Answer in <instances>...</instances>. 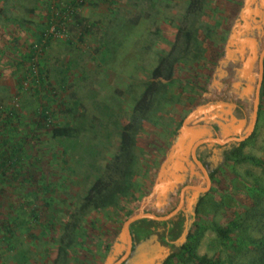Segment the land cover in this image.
<instances>
[{
	"label": "rangeland",
	"instance_id": "1",
	"mask_svg": "<svg viewBox=\"0 0 264 264\" xmlns=\"http://www.w3.org/2000/svg\"><path fill=\"white\" fill-rule=\"evenodd\" d=\"M242 4L0 0V264H108L124 223L157 188L178 132L200 127L202 116L213 118L216 102H228L226 94L212 100L206 94L219 62L226 58L224 49ZM262 48L264 40L259 51ZM248 57L253 59L234 53L235 73L244 70ZM175 58L180 60L171 83L137 125L136 159L127 180L133 195L121 197L113 208L83 212L91 187L114 167L123 128L132 123L152 71L163 59ZM253 65L256 77V59ZM261 93L255 135L245 141L243 153L264 163V80ZM242 108L236 107V116ZM44 110L50 121L43 117ZM11 112L14 116L6 125ZM250 115L236 137L248 131ZM52 125L80 131L72 139H55ZM234 130L223 133L214 127L211 135L231 136ZM204 148L200 157L213 165L215 154ZM215 170L209 192L189 216L188 236L203 232L199 256L247 263L253 242L264 234L262 224L250 217L255 196L264 193V166L222 162ZM193 178H184L176 190L169 182L164 190L160 185L163 194L157 195V206L171 196L169 207L177 206L180 189ZM198 179L203 184L200 175ZM261 198L264 206L263 194ZM233 222L240 227L232 231L231 240H222L212 228ZM152 231L150 236L140 233L143 247L127 264H153L165 249H170L169 257L179 252V247L164 242L160 227ZM169 264L183 263L176 258Z\"/></svg>",
	"mask_w": 264,
	"mask_h": 264
},
{
	"label": "water",
	"instance_id": "2",
	"mask_svg": "<svg viewBox=\"0 0 264 264\" xmlns=\"http://www.w3.org/2000/svg\"><path fill=\"white\" fill-rule=\"evenodd\" d=\"M255 30L259 34H256ZM263 35L264 0H243L242 10L233 22L224 49L226 58L221 59L219 62L209 85V93L206 94L207 99L211 98V100L217 96L222 99L226 94L228 102H216L218 109L214 115H211L213 118L210 119L206 115L202 116L201 121L203 120V123L200 127L196 129L184 127L178 132L162 166L160 177L157 180V188L154 190L151 199L146 201L147 204L143 201L141 207L124 223L120 237L108 256V264H127L138 249L143 247L142 244L136 248V251H133V239L130 232L131 225L141 220L168 222L180 213H184L186 221L182 236L177 242L168 243L179 247L187 241L197 204L200 198L207 194L211 188L212 179L209 173L215 170L219 163L224 162L223 152L226 148L231 149L232 146L247 141L255 131L260 109V89L264 80V48L259 51V43L264 40ZM237 51L240 54L246 53L253 57V59L247 58L246 65H243L245 68L239 74L233 70V62L235 61L233 56ZM254 59L257 60L256 77L252 74V72L254 73L253 66L255 67L253 65ZM255 80H257L256 85L253 84ZM252 95H254V101L251 102ZM243 104L244 106H240ZM236 107H243L240 116H236ZM248 114H251L248 131L243 136L238 135L236 137V134H238L237 129L239 131L242 129V122L245 121ZM214 127H218L220 132L223 133H229V128H233L235 129L232 131L234 135L222 137L220 134H216L212 136ZM203 147L210 153L215 154L212 161L213 165L204 164L199 159ZM186 158L190 162H186ZM198 174L203 179V184L198 181ZM187 177H194L195 181L180 189L177 206L174 208L169 207V204L173 203L171 202L172 199L174 200L172 196L165 202H159L157 206L158 201L155 202V199L158 198V194H163L160 191V185L165 187L166 182H169L171 184L169 188L176 190L177 184L183 182L184 178ZM172 194H175L174 191H172ZM169 208L171 211L167 210ZM159 210L162 212H159ZM190 215L192 216L191 219ZM123 251L124 253H122ZM170 253V249H165L153 261V264H163Z\"/></svg>",
	"mask_w": 264,
	"mask_h": 264
},
{
	"label": "trees",
	"instance_id": "3",
	"mask_svg": "<svg viewBox=\"0 0 264 264\" xmlns=\"http://www.w3.org/2000/svg\"><path fill=\"white\" fill-rule=\"evenodd\" d=\"M77 25H81V23L77 22ZM190 36L191 35L187 34V43L191 41ZM40 38L41 39L39 40L43 41L44 34ZM179 60L180 59L176 58L172 60L163 59L161 65L152 71V82L147 86L142 100L136 107V114L132 120V123L123 128L119 154L116 157L114 167L101 180H98L96 184L91 187L82 206L83 212H86L91 208L94 210L113 208L118 204V201L121 197L133 195L132 188L130 184H128L127 180L129 178V172L131 170L132 164L136 159L133 151L135 146V134L138 130L137 125L147 118V114L150 111L156 97H158V93L163 92V89L167 88L169 83H171L174 76L175 66ZM163 96H166V94H163ZM260 97H262V93L260 94ZM13 114V112L9 114L6 125H10ZM42 114L46 121H50L48 112L46 110H44ZM138 115L139 118L137 117ZM52 126L51 135L55 139H72L78 135L80 131L70 125ZM254 135L255 133L250 139H252ZM246 143L247 142H243L237 146H232L231 149L226 148L223 152L224 163L233 162L240 164L244 162H250L255 165L264 166L262 161L243 153ZM208 153V151L205 153V155L207 154V157ZM199 159L204 163L201 157H199ZM15 160L19 162L20 155L17 154ZM216 173L217 170L211 171L209 173L210 178L213 179ZM262 194L264 195L262 192L255 196L253 202L254 205L250 210V217L251 222L262 224V227L264 228V206L261 204ZM185 221L186 217L184 213H180L168 222L141 220L134 223L130 227V232L133 239V251H136V248L140 247L144 243V240H139L140 233L150 236L154 228L160 227L163 230L162 236L165 239V243L177 242L183 234ZM239 227L240 226L237 222H233L227 228L216 225H214L212 228L222 240H231L232 231L237 230ZM202 236L203 232L193 231V233L188 236L187 242L179 246V252L172 254L164 264H169L176 258L182 261L183 264H226L220 260L211 259L206 256H199L197 254L198 246ZM253 243L255 244L253 255L247 263L230 259L228 264H264V234L260 240Z\"/></svg>",
	"mask_w": 264,
	"mask_h": 264
},
{
	"label": "flooded vegetation",
	"instance_id": "4",
	"mask_svg": "<svg viewBox=\"0 0 264 264\" xmlns=\"http://www.w3.org/2000/svg\"><path fill=\"white\" fill-rule=\"evenodd\" d=\"M254 132H255V131H254ZM253 134H254V133H253ZM252 136H253V135H252ZM252 136H251V137H252ZM251 137H250V138H251ZM250 138H249V139H250Z\"/></svg>",
	"mask_w": 264,
	"mask_h": 264
}]
</instances>
